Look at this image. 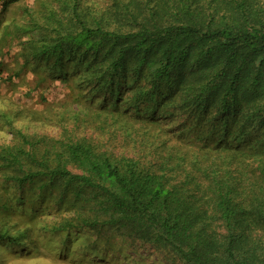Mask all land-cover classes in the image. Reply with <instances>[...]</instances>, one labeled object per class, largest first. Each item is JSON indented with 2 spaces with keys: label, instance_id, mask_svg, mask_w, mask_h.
Listing matches in <instances>:
<instances>
[{
  "label": "trees",
  "instance_id": "1",
  "mask_svg": "<svg viewBox=\"0 0 264 264\" xmlns=\"http://www.w3.org/2000/svg\"><path fill=\"white\" fill-rule=\"evenodd\" d=\"M79 1L50 12L56 25L45 37L52 38L35 52L104 91L100 104L109 111H94L98 127L146 129L141 142L152 157H114L69 140L38 158L17 130L21 144L0 152L20 173L10 178L73 189V215L58 211L48 225L62 236L59 248L68 246L70 228H105L182 264H264V0H105L91 17ZM125 89L133 97L123 100ZM139 103L143 112L127 110ZM164 113L183 115L175 132L167 118L157 124ZM170 136L183 140L168 146ZM27 235L19 245L7 233L0 239L20 248ZM24 243L30 249L34 240ZM96 243L84 249L114 263Z\"/></svg>",
  "mask_w": 264,
  "mask_h": 264
},
{
  "label": "rangeland",
  "instance_id": "2",
  "mask_svg": "<svg viewBox=\"0 0 264 264\" xmlns=\"http://www.w3.org/2000/svg\"><path fill=\"white\" fill-rule=\"evenodd\" d=\"M104 1L80 0L79 7L84 11L81 13L91 17L95 10L104 6ZM65 2L18 0L0 10V152L4 147L14 148L21 144L18 130L35 144L24 145V150L33 149L38 158L44 153L50 156L53 150L61 151L69 140L91 141L98 150L114 157L151 158L141 142L146 129H136L134 133L123 128L126 126L98 127L102 118L96 117L94 111H109L104 102L100 104L105 100L102 98H108L104 91L94 92L72 75L64 76V70L53 65L55 58L52 54H36L42 40L52 38L45 37L48 28L56 25L50 12L60 10ZM64 14L69 23L71 15L65 11ZM64 67L72 69L71 64H64ZM131 95L133 97L125 89L123 100ZM133 101L137 103L138 97ZM143 109L144 104L139 103L127 110L143 112ZM133 115L136 120H141V115ZM161 117L157 124L166 126L164 119L167 118L171 127L167 130L169 132H175L183 119L180 115L170 120L167 113ZM176 138L182 139L176 136L167 138L168 146L176 144ZM27 166L37 168L34 164ZM69 167L79 171L74 165ZM15 174L20 173L0 160V235L7 233L17 238L16 245L21 243L22 235H28L20 248L7 245L0 239V264H135L134 261H140V264H182L149 243L132 240L105 228L99 231L70 228L67 230L70 242L60 249L62 236L48 232V225L58 219L55 216L58 211L62 215H73L67 202L73 189L64 187L61 181L45 188H41L40 180L19 184L10 178ZM59 199L65 202L60 203ZM26 237L34 240L30 249L24 248ZM92 241L98 242L96 251L108 257L115 256V262H108L97 257L95 252L85 250Z\"/></svg>",
  "mask_w": 264,
  "mask_h": 264
},
{
  "label": "built area",
  "instance_id": "3",
  "mask_svg": "<svg viewBox=\"0 0 264 264\" xmlns=\"http://www.w3.org/2000/svg\"><path fill=\"white\" fill-rule=\"evenodd\" d=\"M4 2H5V0H0V10L2 9Z\"/></svg>",
  "mask_w": 264,
  "mask_h": 264
}]
</instances>
